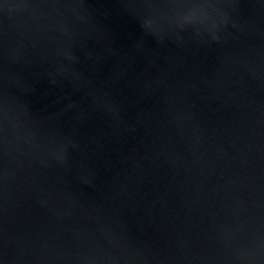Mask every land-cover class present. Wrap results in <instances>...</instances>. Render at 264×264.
Instances as JSON below:
<instances>
[{
    "label": "water",
    "instance_id": "water-1",
    "mask_svg": "<svg viewBox=\"0 0 264 264\" xmlns=\"http://www.w3.org/2000/svg\"><path fill=\"white\" fill-rule=\"evenodd\" d=\"M0 264H264V0H0Z\"/></svg>",
    "mask_w": 264,
    "mask_h": 264
}]
</instances>
